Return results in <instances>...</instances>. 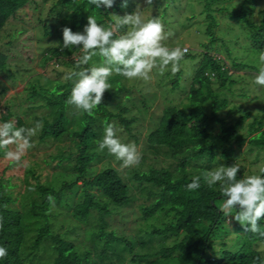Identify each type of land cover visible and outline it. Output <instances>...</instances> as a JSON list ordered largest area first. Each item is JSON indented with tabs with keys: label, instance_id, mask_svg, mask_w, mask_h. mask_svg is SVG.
Listing matches in <instances>:
<instances>
[{
	"label": "trees",
	"instance_id": "trees-1",
	"mask_svg": "<svg viewBox=\"0 0 264 264\" xmlns=\"http://www.w3.org/2000/svg\"><path fill=\"white\" fill-rule=\"evenodd\" d=\"M31 1L37 4L36 0H0V33L9 22L23 18L20 12ZM53 1L43 29L45 35L56 32L59 44L47 49L42 62L47 65L55 59L74 66V70H78L74 57L82 55V50H62L63 27L82 32L89 15L108 27L113 23L112 13L121 14L134 5L128 0L124 8L123 0H115L112 8L97 9L88 0ZM217 1H202V12L210 19L207 27L210 44L204 45L203 52L190 51L184 57L200 56L186 93L187 102L166 107L146 138L147 152L156 158H171L173 162L167 166L150 165L146 171L136 172L131 178L135 184L129 183L112 166L97 169L98 163L112 156L107 149L98 150L97 141L103 138L105 121L112 123L111 119L115 118L127 130L134 121L124 116L128 110L125 102L133 96L125 77L116 74L109 77L113 89L105 92L102 104L91 116L66 105L73 81L60 78L61 74L56 72L59 64L53 68L55 78L48 77L45 84L32 82L30 97L40 96L47 108L35 117V121L43 124L38 141L54 144L56 152L46 160L45 166L35 161L28 164L23 155L20 164L7 159L0 168V217L4 222L0 246L8 249V256L0 264H261L264 261V253L258 248L264 237L245 231L234 216L223 214L218 205L226 198L219 190V182L210 188L203 181V173L233 164L240 168L237 179L264 175L260 172L264 166L248 172L239 157L245 145L248 152L257 150L256 160L264 158V116L254 118L246 134L241 128L250 112L241 115L235 123L221 115L226 108L228 115L241 112V105L232 104L224 90L236 83L231 67L244 64L232 60L233 64L229 65L226 58L210 50L217 42L216 16L212 13V4ZM250 1L246 0L239 9L225 6L219 10L228 11L243 22L254 46L264 53V8L254 14L255 5ZM9 59L10 54L0 50V73L10 71ZM101 62L99 55L94 56L89 67L99 66ZM179 79L178 73L175 88L183 87ZM7 121H15L16 127L35 125V122L27 123L4 102L0 106V123ZM3 157L5 153L0 150V159ZM197 175L201 176L200 188L187 190L186 185ZM134 188L145 199L140 204L145 226L139 230L143 235L139 236V246L135 249L128 239L107 231L111 224L108 217L136 199ZM50 194L55 198L54 207L48 201ZM61 206L67 211H62ZM235 212L233 209L232 215ZM60 214L66 216L59 220ZM68 216L77 223L89 224L85 230L88 244L75 242L69 232L61 231L64 223L71 221ZM232 224L234 237L228 235ZM259 226L264 229V218ZM102 239L103 245L98 246L97 240ZM120 245L127 247L126 252L117 251Z\"/></svg>",
	"mask_w": 264,
	"mask_h": 264
},
{
	"label": "rangeland",
	"instance_id": "rangeland-1",
	"mask_svg": "<svg viewBox=\"0 0 264 264\" xmlns=\"http://www.w3.org/2000/svg\"><path fill=\"white\" fill-rule=\"evenodd\" d=\"M130 1H133L135 6H131L130 9L121 12V14L119 12V14L115 12L112 14L132 13L136 10L137 5H140V11L145 21L157 17L164 23L166 32L171 33L169 38L164 41L165 46L169 48L186 47L188 49L187 53L192 51L198 54L206 49L205 44H210V36L207 32L210 19L207 18L206 12H202L204 8L203 0H155L153 6H147L144 0ZM245 1L218 0L212 4V9H214L212 13L216 16L217 22L214 28V37L217 38V42L210 50L226 58L229 65L233 64L232 60L244 64L242 67H231L233 79L236 80V83L232 84L230 89L224 90L230 97L232 104L241 105V112L228 115V108H226L221 115L227 116L230 123H235L241 115L250 112L251 114L243 122L241 128V131L247 134L249 124L254 118L264 116V86L257 85L254 82L259 72L258 58L262 53L254 46L245 24L230 16L228 11L219 10L225 6H228L229 9H239ZM36 2L37 4L31 1L20 12L23 18L9 22L0 33V50L10 54V71L0 73V106L7 102L10 109L24 118L27 123L36 122L35 117L47 111L40 96L30 97L31 85L33 83L36 85L38 83L45 84L48 77L55 78L56 74L53 68L57 67V64L59 65L56 72L61 74L60 78L62 80H66V72L74 70V66L61 63L55 59L47 65L43 64V54L47 52L49 47L58 45L59 38L56 32L45 35L43 29V21L46 17H49V9L54 1L36 0ZM250 3L255 5L254 14L259 9L264 8V0H251ZM248 4L246 3V7H249ZM18 30L20 33H18ZM199 58L200 56L195 58L186 57L180 62L181 67L178 73L180 74L179 81L183 84L182 88L174 87V80L178 73L172 75L170 67L165 70L163 76L159 75V69H153V72L150 73L152 79L149 81L124 79L131 90V95H133L125 102L128 110L124 113V116L128 119H134V121L129 128L130 130H127L119 120L115 118L111 120L115 127L119 129L118 136L121 142L135 143L142 154V159L139 165L135 167L121 169L122 162L117 161L112 155L104 162L98 163L97 169L112 166L121 172L129 183L135 184L136 181L134 182L131 178L136 172L146 171L150 165L167 166L173 162L171 158H165L164 156L156 158L150 152H147L146 138L149 131L158 123L166 107L170 105L181 106L184 102H187L186 93L190 89L191 78ZM91 63V65H94L93 62ZM109 104L107 106L112 109L113 106ZM114 110L117 111L118 109ZM213 128L216 129L217 124L213 125ZM33 138L34 140L31 142L33 147L27 149L24 160L28 164L35 161L45 166L46 160H50V155L56 152L55 145L39 142L38 134ZM246 149L247 147L244 145L241 154L239 153L241 163L245 165L246 170L253 172L262 168L264 166L263 156L256 160L257 150L248 152ZM7 159L6 157L0 159V168L6 164ZM8 174H11L10 171ZM20 176H22V173ZM133 192L136 198L134 202L129 206L119 207L108 217L111 224L107 231H113L117 236L128 239L135 249L139 246V236L143 235V232L139 230L142 226H145L140 211V204L145 202V199L139 193L138 188H134ZM60 208H62V211L66 210L63 206ZM65 216L60 214L59 220H62ZM67 218L71 221H66L61 231L69 232L75 242L88 244L85 230H87L89 224L85 222L77 223L69 216ZM70 228L74 230L70 232L68 230ZM233 231H235L234 224H232V230L228 234L230 237H234L236 231ZM103 243L104 239L96 242L98 246H102ZM217 245L220 246L219 243ZM157 247L158 244L155 243V248ZM258 248L264 253V243L259 244ZM126 250L125 245H120L117 248L120 253H124Z\"/></svg>",
	"mask_w": 264,
	"mask_h": 264
},
{
	"label": "clouds",
	"instance_id": "clouds-1",
	"mask_svg": "<svg viewBox=\"0 0 264 264\" xmlns=\"http://www.w3.org/2000/svg\"><path fill=\"white\" fill-rule=\"evenodd\" d=\"M97 9L101 6L112 8L115 0H88ZM155 0H144L147 6H153ZM128 0H123L121 7L126 8ZM140 5L132 13L124 15L111 14L113 23L108 27L97 22L91 15L82 32H74L65 26L63 33V49L79 48L82 55L74 57L76 69L68 71L65 79L73 81L71 94L66 105L94 115L103 102L105 92L113 89L109 77L113 74L123 76L129 81L152 79L150 73L159 69L163 76L170 67L171 74L180 71L181 61L188 52L186 47L169 48L164 41L171 33L166 32L164 23L157 17L144 20ZM122 29L127 31L122 32ZM102 58L100 66L89 67L94 56ZM259 72L255 83L264 86V53L259 56ZM43 124L36 121L33 127H16L15 121L0 123V150L5 157L20 164L27 149L32 148L31 140L42 129ZM119 129L113 123L105 121L104 135L97 141L98 150L107 151L117 161H121V169L139 165L142 154L135 143H123L118 136ZM15 146L13 149L12 146ZM240 168L238 165L221 166L216 170L203 173V181L208 187L220 184V192L224 200L218 205L219 210L244 226L245 231L264 237V229L259 221L264 218V175H250L237 179ZM264 174V168L260 169ZM201 186V176H194L192 182L186 185L187 190L195 191ZM31 190H35L33 187ZM50 204L55 206V198L48 196ZM236 209L234 215L232 210ZM4 222L0 217V233L3 232ZM8 256V249L0 246V260ZM259 260V257H257ZM264 264V261H261Z\"/></svg>",
	"mask_w": 264,
	"mask_h": 264
}]
</instances>
